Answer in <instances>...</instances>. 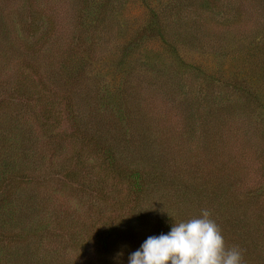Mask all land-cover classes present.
Masks as SVG:
<instances>
[{
    "label": "rangeland",
    "instance_id": "obj_1",
    "mask_svg": "<svg viewBox=\"0 0 264 264\" xmlns=\"http://www.w3.org/2000/svg\"><path fill=\"white\" fill-rule=\"evenodd\" d=\"M206 1L0 0V197L13 192L14 209L24 216L27 243L20 253L26 257L20 263L127 264L147 237L161 233L164 221H187L206 209L225 247L239 249L242 264H264V148L258 121L241 107V95L222 90L234 110L231 119L218 118L215 129L225 127L221 133L228 138L217 152L210 150L199 118L211 102L208 89L216 90L200 81L202 76L218 81L213 84L219 91L233 73L259 75L264 95V17L254 11L262 14L264 0ZM180 6L197 12L193 43L173 35L184 28L180 21L187 12L179 16ZM154 13L170 42L130 46ZM225 40L254 42L260 51L247 47L227 58ZM124 47L131 51L127 58ZM52 60L58 62L55 79L45 68ZM81 63L83 73L80 66L67 68ZM67 89H73L81 129L102 140L111 137L106 131L115 136L116 116L102 104V93L112 89L119 96L112 102H120L126 119L142 117L140 145L148 148L138 152L139 165L151 166L145 160L152 155L159 165L174 161L178 184L192 188L193 195L185 197L179 188L170 197V185L160 182L138 194L129 183L107 177L91 149L74 139L62 101ZM5 100L10 105H2ZM18 113L22 119L15 118ZM62 161L76 166L78 182L60 174ZM24 174L28 182L15 179ZM108 227L116 232L105 249L99 236ZM5 239L0 238L1 250L15 253L6 249Z\"/></svg>",
    "mask_w": 264,
    "mask_h": 264
},
{
    "label": "trees",
    "instance_id": "obj_2",
    "mask_svg": "<svg viewBox=\"0 0 264 264\" xmlns=\"http://www.w3.org/2000/svg\"><path fill=\"white\" fill-rule=\"evenodd\" d=\"M207 3L210 5L208 0L204 3V5H206ZM182 6H180L178 14L179 16H182L184 15V13L187 12L183 17V19L180 21L183 22L184 28L180 27L175 31L176 33L173 35L174 37H177L178 40H180V42L187 41L193 43L194 41L192 40L196 38L194 32L196 28L193 29V26H195L196 23L197 24L199 23L198 18L195 17L197 12L190 14L189 9L187 7H182ZM227 11H229V9ZM254 11L259 16L264 17V11H262V14L255 9ZM158 19H159L158 15L154 13L150 22H148L146 26L140 31V33H138L137 37L135 36L134 38L130 39L129 42L130 46L138 47L140 43L150 40H158V39H161L165 44H167V41H169V39L167 38L165 32L166 28L159 22ZM227 41H231V42H227ZM227 41L225 40L224 43L222 44L223 50H226L225 55L227 58L228 55L232 56L237 52L239 54L243 53V50L247 49V47L248 50H251L252 52H254V50L260 51L259 48H256L254 42L246 44L247 41L246 42L242 41L241 43L234 42L232 40H227ZM225 43L227 44V46H225ZM125 49L128 48L124 47V53H123L126 54L125 58H127V56L130 55L128 53H130L131 51L125 52ZM176 49L178 48L176 47ZM173 55H176L175 51L174 53L172 52V56ZM58 58L61 59L60 57ZM47 63L48 64L47 66H45V68L46 69L50 68L47 71H49L50 76L54 78L57 72L56 70H58L57 67L58 62L53 63L52 60ZM31 64L33 65V63ZM122 65L123 63L120 62L119 67H121ZM79 66L81 72L83 73L86 69V64L84 63H81L80 65L77 66L69 65L67 68L69 69L72 67H79ZM240 73L238 75L233 73L234 76L233 75L232 76L234 77V79L231 80L230 83L226 84L225 86L223 85V87H220L219 91H216L219 87L214 86L213 84L218 81L210 80L205 76H202L200 79V81L204 80L208 83V85H212L216 89V90L208 89L209 92L208 94L210 95L209 99H211V102L210 105L207 104L205 115L199 116V118H201L203 121L202 122L203 126L206 128L205 139L206 141H208L209 143L208 145H210L211 151L216 150L217 152H219V150H223V148L225 147L226 145L225 141L227 140L228 136H225L221 133L222 129L225 127L220 129L217 127V131L215 127L219 117L224 116L231 119L232 117H230L229 115L234 110V108H232L231 106L228 105L226 106L225 104L226 98L222 99L221 95L223 94H221V92L224 89H225V95L227 90L229 91L230 95L231 93L241 95V97L243 98V102L240 103L241 107L244 105V107H242L243 110L245 109L250 110L248 111L249 116L251 115L250 117H255L254 119L258 121L256 126L258 127V132L260 133L259 140L263 142V148H264V95L262 92V83L259 82L258 80L260 76L259 75L252 76V74L247 75L246 73L245 74H240ZM257 83L260 84H258L259 86L255 87ZM61 86H63V84ZM72 90L73 89L70 90L67 89L68 92L64 94V98L62 100L65 106V110H64L65 117L67 118V121L74 133L75 136L74 139H76L79 142H82L85 146H88L91 149L92 154L99 161V164L103 168L107 177H112L115 180L122 181L123 183H129V185L132 188H134V193H138V194L143 193L144 190L149 189L151 186L150 184L155 182H160L165 187H167L168 184L170 185L168 188L171 190L170 197L178 193L179 188L182 189L180 194L185 195V197L193 195L192 191L194 190L192 188H189L188 186L184 187L178 184L177 176L174 174L176 173V171L173 170V168L176 169L174 167L176 166V163L174 161H172L169 165L168 164L159 165V163L161 162H158V156L152 155L149 159L145 160L147 162L149 161L151 166L145 167L139 165L140 158H137L139 154L138 152L140 150H144L145 148H148V146L140 145L143 135V129H141V127L144 128L142 126V117H140L139 115V117L137 116L132 122H130L129 119H126L125 116L129 114L126 115L121 114L120 102H112V100L114 99L119 100V96H117L118 98H116L114 95L115 93L112 91V89L106 92L105 93L106 95L102 93L103 95L102 101L106 99L105 102H102V104L104 103L106 104V109H107L106 111L109 112L110 115L116 116L115 125L112 127L113 131L115 132V136L112 137L113 135L109 134L113 132L106 131L107 136H111L109 140L108 139L102 140L101 139L102 136L97 134V132L96 134L94 133L89 134L81 129L80 122L76 116L79 114H78V110L76 109L74 94L70 93V91ZM56 95L63 96L62 94H56ZM20 97H22V95ZM6 100L4 101L5 103L2 102L1 104L4 105L7 103L8 105L9 103L10 105V101H6ZM252 114L255 116H253ZM23 116L24 114L18 113L17 116H15V118L22 119ZM105 129H107V127ZM120 145L122 148H120ZM121 149H123L122 154H121ZM124 149H126L128 153L124 151ZM215 153L216 152H211L212 155ZM37 160H39V158ZM2 161L3 160L0 161V164ZM25 163L26 165L31 164V160L24 162V164ZM62 164L63 166L59 168L60 174H62L63 177L70 182H78V174L76 171V166H74L71 161L69 162V166H71V168H69V166L64 165L63 161ZM5 167L7 166L5 165ZM161 167H165V168H161ZM7 173H9V170L5 171L2 174H7ZM18 177L21 178L20 180L22 182L29 181V179L25 174L20 176L16 175L15 179H17ZM8 180H10L9 177ZM3 185L0 184V190L3 189L2 188ZM11 193L13 192H10V194L9 193L4 194L2 195L3 197H0V238L3 239L6 237L5 240L9 239V242H7L8 245H6L8 247L6 249L8 248L10 250L13 249L15 253L10 251L8 252V250L6 252H3L0 248V264H4L5 262H9V264H22L20 263L21 258L26 257L23 256L22 253H20V251L25 246V243L23 242L27 243L26 240L27 234L25 233L26 231L23 229V226H25L24 224L25 221H23L24 216L15 211L14 209L15 203ZM17 206L20 209V211L24 209L21 205L20 206L17 205ZM7 207H10V211L8 212L9 214L6 215L3 209L4 210L8 209ZM28 207L31 206L27 205L25 209L26 210L29 209ZM15 213L19 214V216L14 215ZM15 216L18 218H15ZM118 222H122V220L120 219ZM172 223H178V222H175L174 218L171 221H167V222L164 221L162 229H160L161 233H167L170 230V226ZM13 230L14 231L18 230V233L11 237L7 235L8 233L10 234V232H12ZM115 232L116 231H113L108 227V228H104L103 232L101 233L102 237L99 236L100 242L104 245L103 247L105 249L107 244H109V242L112 241V236H114Z\"/></svg>",
    "mask_w": 264,
    "mask_h": 264
},
{
    "label": "clouds",
    "instance_id": "obj_3",
    "mask_svg": "<svg viewBox=\"0 0 264 264\" xmlns=\"http://www.w3.org/2000/svg\"><path fill=\"white\" fill-rule=\"evenodd\" d=\"M209 217L202 209L199 217L172 223L167 233L147 237L129 254L127 264H242L239 249L225 247Z\"/></svg>",
    "mask_w": 264,
    "mask_h": 264
}]
</instances>
